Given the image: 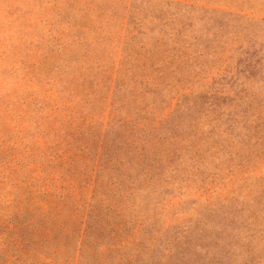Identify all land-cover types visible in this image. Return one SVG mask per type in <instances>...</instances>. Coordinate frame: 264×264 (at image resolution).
Returning <instances> with one entry per match:
<instances>
[{
  "label": "rangeland",
  "instance_id": "rangeland-1",
  "mask_svg": "<svg viewBox=\"0 0 264 264\" xmlns=\"http://www.w3.org/2000/svg\"><path fill=\"white\" fill-rule=\"evenodd\" d=\"M2 220L0 264H264V0H0Z\"/></svg>",
  "mask_w": 264,
  "mask_h": 264
},
{
  "label": "trees",
  "instance_id": "trees-1",
  "mask_svg": "<svg viewBox=\"0 0 264 264\" xmlns=\"http://www.w3.org/2000/svg\"><path fill=\"white\" fill-rule=\"evenodd\" d=\"M98 149H100V146L99 147H97ZM98 152H101V150H97V153ZM99 155L101 154H103V152H101V153H98ZM98 157V156H97ZM111 206V204L109 205V207ZM108 207V208H109ZM105 220H106V218H105ZM28 222V221H27ZM7 222H4L3 220L2 221H0V225L1 226H3V227H6V225L8 224H6ZM104 226L102 225V226H99V228H103ZM12 228V227H11ZM111 231H113V232H117L118 230L117 229H114L113 227H111V228H109ZM12 233H13V231H11ZM117 234V233H116ZM115 234V235H116ZM128 237H129V234H124L123 235V237L122 238H124V239H128ZM116 238V237H115ZM16 240V238L15 237H13V241L11 240V241H6L5 242V240H2V241H0V244H3L4 242H5V244H6V249H7V247H8V249L10 248V252H3V249H1L0 250V252H1V254H3L6 258L5 259H3V260H8V259H15V257L17 256L15 253H13V250L11 249V247L12 248H16V244L17 243H15L14 241ZM17 250H18V248H17ZM7 251V250H6ZM3 252V253H2Z\"/></svg>",
  "mask_w": 264,
  "mask_h": 264
}]
</instances>
